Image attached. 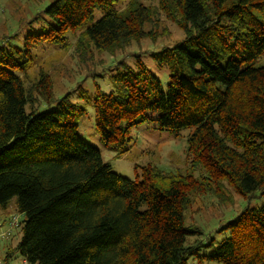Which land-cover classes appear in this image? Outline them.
Segmentation results:
<instances>
[{"label": "trees", "instance_id": "1", "mask_svg": "<svg viewBox=\"0 0 264 264\" xmlns=\"http://www.w3.org/2000/svg\"><path fill=\"white\" fill-rule=\"evenodd\" d=\"M121 2L128 5L118 12ZM97 12L104 15L93 24ZM43 13L48 30L30 33L18 59L0 46V212L15 200L24 216L4 262L17 251L28 264H189L208 249L217 264H264V205L252 206L264 201V66H255L264 56V0H52ZM163 17L184 34L152 55L170 74L167 91L139 57L135 70L114 65L123 72L110 77L111 93L78 86L75 104L70 93L57 97L48 72L33 75V52L47 46L73 48L85 80L100 77L95 54L155 41ZM70 33L78 34L73 46ZM41 103L56 108L40 112ZM89 106L118 156L148 121L192 131L190 168L146 165L136 180L116 174L78 134ZM229 188L247 205L219 229L228 238L187 246L202 234L188 221L192 205L202 195L233 203Z\"/></svg>", "mask_w": 264, "mask_h": 264}, {"label": "rangeland", "instance_id": "2", "mask_svg": "<svg viewBox=\"0 0 264 264\" xmlns=\"http://www.w3.org/2000/svg\"><path fill=\"white\" fill-rule=\"evenodd\" d=\"M144 5H156L157 0H140ZM52 0H0V46L6 48L11 55L18 59L19 55L16 49L23 50L26 37L30 33H41L48 30V20L45 17L44 9L50 5ZM127 2H121L117 6V11L121 12L127 7ZM104 13L97 12L94 15L93 24L103 17ZM40 17L39 21L34 18ZM159 36L155 41L144 39L140 44H134L125 52L119 53L116 57H111L107 53L95 54L94 60L100 63L99 68L103 71L100 77L90 76L85 80L87 74L86 68L79 64L77 57H74L71 50L60 48L40 47L33 52L38 58L33 75L38 71L48 72L55 79L57 97L62 98L66 94L72 95L71 102H78V93L76 89L82 86L90 95L95 92V86L99 85L105 93L113 91L109 82L111 76L119 72L114 65L124 63L131 69H136V59L139 57L148 71L157 77L164 91H167L170 84V74L166 68H159L154 62L152 55L161 52L164 48L173 47L176 43L184 39L183 32L171 21L163 17ZM150 29V27H148ZM78 34H69L67 36V45L73 46L77 40ZM1 56V55H0ZM113 66V67H112ZM255 66H264V56L261 57ZM113 69V70H112ZM52 109L56 108L53 104ZM50 107L41 103L39 111H48ZM78 134L89 145L97 148L106 163H110L113 171L130 180H136L138 174L135 169H140L146 165H154L161 171L167 173L185 172L191 166L188 156V136L192 131L167 132L160 131L155 122L148 121L143 125L133 129L130 134V142L127 151L121 156L117 152L106 146L97 131L95 125V113L92 107H87V114L78 122ZM200 173L196 172L195 176L199 177ZM229 191L233 197V203L225 202L222 204L212 195H202L198 197L188 213V221L200 228V236L190 237L187 246L194 242L207 243L213 240L215 247L223 240L227 239L228 233H221L219 229L226 226L235 218L243 209L246 208L247 202L236 196L231 188ZM16 201L11 203L5 217L0 212V221L3 228L0 234L5 230L11 229V222L17 217L19 224L24 220L16 209ZM264 201H255L252 206L262 207ZM13 230V229H12ZM13 235L8 238H0V261H5L7 257V248L16 249L21 237V224L13 230ZM11 242V243H10ZM213 250L204 249L200 257L193 256L189 259V264H217L208 259ZM7 264H28L20 257L17 251Z\"/></svg>", "mask_w": 264, "mask_h": 264}, {"label": "built area", "instance_id": "3", "mask_svg": "<svg viewBox=\"0 0 264 264\" xmlns=\"http://www.w3.org/2000/svg\"><path fill=\"white\" fill-rule=\"evenodd\" d=\"M20 226L19 220L17 217L13 218V221L11 222V229L5 230L0 234V238H8L13 235V230L18 228ZM3 228L2 222L0 221V229ZM13 229V230H12ZM0 264H6L4 261H0Z\"/></svg>", "mask_w": 264, "mask_h": 264}]
</instances>
